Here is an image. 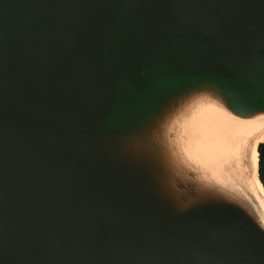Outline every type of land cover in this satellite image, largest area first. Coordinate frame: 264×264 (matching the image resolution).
I'll return each mask as SVG.
<instances>
[{"label": "water", "instance_id": "water-1", "mask_svg": "<svg viewBox=\"0 0 264 264\" xmlns=\"http://www.w3.org/2000/svg\"><path fill=\"white\" fill-rule=\"evenodd\" d=\"M201 84L231 125L264 120V0H0V264H264L259 213L154 203L181 173L170 132L114 148L134 109ZM215 127L229 157L241 133Z\"/></svg>", "mask_w": 264, "mask_h": 264}, {"label": "rangeland", "instance_id": "rangeland-1", "mask_svg": "<svg viewBox=\"0 0 264 264\" xmlns=\"http://www.w3.org/2000/svg\"><path fill=\"white\" fill-rule=\"evenodd\" d=\"M189 88L190 90H187ZM189 88L181 90H187L188 95L180 98L177 105L172 107L173 111L176 110V112L180 114L181 112L184 113L190 111V109L193 110L197 108L196 99L198 92L196 93L195 90L199 88ZM208 89V85H204V90L201 91H207ZM213 102L215 103L214 100H211V104ZM205 104L207 103H201V105ZM206 108L208 110V116L212 113L211 121L208 122V124L211 125L209 128L211 132H209L206 126H204L205 121H201L200 123L205 127L204 132L208 131L206 136L208 141L206 142L211 143L209 146H213V137H215V131L217 130L215 125L219 120L222 121V117L219 115L220 113H217L216 110H219L221 107L207 105ZM146 119L147 117L145 118V121ZM140 125L143 128L139 131V124H136V126L133 127L135 134H138L140 131L141 133L139 135L146 134V130L151 128V124L148 126L147 123L145 125ZM157 125L159 127L158 131L160 135L163 134V129L159 130L161 127L158 122ZM226 125L230 126L231 124L226 123ZM203 126L201 127V130ZM229 128L231 130L233 129V127ZM241 130L239 131L241 135H237L239 136L238 141L232 140L230 143L228 142L230 144L229 157L214 159L216 155L212 151V154L210 153L207 155L211 159H200L198 163H195V165L191 164L187 170L184 168L185 170L183 169L181 173L174 177L169 178L166 176V178H164L165 174H163L162 182L157 179L156 184L159 186V197L158 200L155 198L156 201L154 200V203L164 212L167 219L195 208L207 206H231L237 209L253 210L256 212V215L259 213L261 217H264V196L260 193V190L254 181L253 170L250 165V157L253 147L255 143L260 140V135L264 133V120L250 122L245 131L243 128ZM192 141L195 143L197 142L194 136H192L191 140L189 137H184L179 143L169 140V142L177 145L178 149L175 152V156L178 158L188 156V153L192 157V151L190 148ZM131 142L132 141L129 143ZM198 146H200V143H197V147ZM225 147H228V145ZM199 150L204 151L203 148H200ZM206 151L209 152V148ZM262 221H264V219H262Z\"/></svg>", "mask_w": 264, "mask_h": 264}, {"label": "bare ground", "instance_id": "bare-ground-1", "mask_svg": "<svg viewBox=\"0 0 264 264\" xmlns=\"http://www.w3.org/2000/svg\"><path fill=\"white\" fill-rule=\"evenodd\" d=\"M204 85H207V84H202L200 87H198L199 85L198 86H196V85L185 86L181 89H178L175 92H172L168 96L159 100V102H157V103H151L150 102L148 104H145L144 107L142 109H139L138 111H135V109H134L133 110L134 112L132 113V115H130L128 118L127 117L124 118L122 123H120V125H122V130H120V132L117 131L118 133L117 132L115 133V135H117L118 137L114 140V146H115L114 148H116L119 153H123V154L126 153L125 151L127 149L134 147L133 142L136 145H138L142 148L143 147L145 148L146 141L144 139H141V136L143 134L139 135L141 133V131L138 134H135L133 127L136 126V124H139V128H140V129H138V131H139L143 128L140 124L145 125L147 123V126L149 124H151V126H154V127L156 126L155 131H154V134H156V133H159V131H158L159 127L155 122L159 123V121L164 120L166 116L168 117V119L170 118L169 122L164 123L163 128L161 127V125H160V127L163 129V133L170 132L171 138L169 140H172L175 143H179L182 139H184V137L183 138H179V137L186 135V134L191 136V137L186 136V137H189L191 140L192 136H195L197 134V131H199V129H200L201 135L205 141L207 139L206 138L207 132L208 131L211 132V130H209L211 125H209L208 122L211 121V114H212V113H210L209 116L207 115V112H208L207 108L208 107L206 108V106L207 105H210V106H217L218 105L219 106V104H218V102L217 103L213 102L211 104L207 100H206V102H204V100H199L200 99L199 96L204 92V91H201V90H204ZM189 87H191L192 89L193 88H199V89L195 90L196 93L198 92L197 99H196L197 108L193 109V110L190 109V111H187L184 113L181 112L180 114L177 113L176 110L173 111L172 107L174 105H177V102L180 101V98L185 96V95H188L187 90H190ZM184 88H186V89L189 88V89L181 91ZM198 97H199V99H198ZM201 103L202 104L207 103V104L201 105ZM209 111H212V110H209ZM216 111H217V113H220L219 115H221L222 121L225 123H228L227 119H229V115L227 113H225L221 108L219 110H216ZM146 117H147V119L145 121ZM128 121H129V126L126 128ZM201 121L202 122L205 121L204 126H206L208 131L204 132V126L202 125V123H200ZM250 122H253V121L251 120V121L237 122L234 126L230 125L228 127L238 128L237 129L238 131H240L243 128V130L245 131L246 128L249 126ZM124 126H125V128L123 129ZM202 126H203V128L201 130ZM159 130H161V129H159ZM146 131H147L146 134L151 133L152 127ZM127 134L132 135V136H137L139 138H135L132 141V139ZM129 140L132 142L129 143L130 142ZM261 140H264V133L260 135L259 141H261ZM194 141L191 142V146L189 145L191 148V151H192V157L188 153V156H184L182 158L177 157V159H161V161L163 162L164 168L166 170H168V168H169V171L171 170V172L175 175L177 165H178V169L179 170L181 169V172H182V170L184 168L187 169L188 165L195 164V163H198L200 161V159H194L195 157H193V153L195 155V151L196 152L200 151L199 150L200 148L201 149L203 148L204 152H206L207 155H209L210 153L212 154L213 146H209V145H211V143L205 142V143L201 144L200 140L197 138H196L197 142L194 143ZM207 141H208V139H207ZM259 141L256 142L254 147H253L251 157H250V165H251V168L253 170L254 181H255L256 185L258 186L260 193L264 196V186H263V183L261 182L259 175H258V164H259V155L258 154L259 153H258L257 145H258ZM197 143H200V146L201 145L202 146L200 148H199V146L197 147ZM128 144H132V145H128ZM181 144H182V142H181ZM208 148L209 149L211 148V152L206 151ZM193 160H195V161H193ZM203 160H207V159H203ZM258 223L260 226L264 225V221H262V220H260V222H258ZM261 228L264 230V227L261 226Z\"/></svg>", "mask_w": 264, "mask_h": 264}, {"label": "trees", "instance_id": "trees-1", "mask_svg": "<svg viewBox=\"0 0 264 264\" xmlns=\"http://www.w3.org/2000/svg\"><path fill=\"white\" fill-rule=\"evenodd\" d=\"M259 178L264 186V140L259 142Z\"/></svg>", "mask_w": 264, "mask_h": 264}, {"label": "clouds", "instance_id": "clouds-1", "mask_svg": "<svg viewBox=\"0 0 264 264\" xmlns=\"http://www.w3.org/2000/svg\"><path fill=\"white\" fill-rule=\"evenodd\" d=\"M262 227H264V225H261Z\"/></svg>", "mask_w": 264, "mask_h": 264}, {"label": "snow or ice", "instance_id": "snow-or-ice-1", "mask_svg": "<svg viewBox=\"0 0 264 264\" xmlns=\"http://www.w3.org/2000/svg\"><path fill=\"white\" fill-rule=\"evenodd\" d=\"M262 219H264V217H262Z\"/></svg>", "mask_w": 264, "mask_h": 264}]
</instances>
